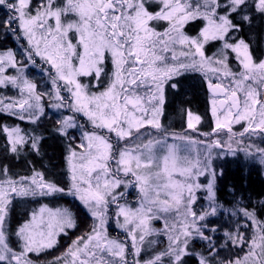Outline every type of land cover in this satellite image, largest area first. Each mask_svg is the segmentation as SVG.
<instances>
[{
	"label": "snow or ice",
	"instance_id": "1",
	"mask_svg": "<svg viewBox=\"0 0 264 264\" xmlns=\"http://www.w3.org/2000/svg\"><path fill=\"white\" fill-rule=\"evenodd\" d=\"M0 8L5 10L0 31L26 43L20 58L12 49L0 51V88L17 92L0 96V113L36 126L47 118L46 104L69 113L54 129L68 140L64 187L31 164L27 175L0 168V264H34L29 254L53 248L61 234L76 227L68 208L44 204L12 229L13 198L68 195L78 198L95 222L51 264H188L191 257L197 264H264V221L254 211L238 209L254 227L247 241L239 232L247 224L231 232L210 226L223 210L215 195L223 171L213 167L214 159L240 150L264 164V146L243 143L257 138L264 143V58L254 55L251 38L238 35L245 26L264 22V0H39L35 5L0 0ZM198 20L203 26L189 35L186 26ZM212 42L220 47L209 55L206 46ZM37 58L48 91H38L28 76ZM193 73L211 94L215 118L211 131L198 133L203 139L189 134L202 119L190 109L184 110V132L161 123L165 86L178 90L169 82ZM234 124H243V131L232 133ZM73 130L80 132L79 143L69 136ZM225 131L228 139L222 142L218 137ZM0 132L17 158L26 149L40 154L43 135L7 124H0ZM201 177L207 182L200 183ZM122 188L137 191L136 207L120 203L126 196ZM198 192L205 194L204 207L196 206ZM109 220L126 239L108 235ZM157 220L160 229L153 227ZM217 233L224 237L219 244ZM160 236L167 244L157 251ZM193 240L206 242L207 252L190 250ZM229 243L247 245L248 251L242 258L218 259ZM146 249L152 254L142 260Z\"/></svg>",
	"mask_w": 264,
	"mask_h": 264
},
{
	"label": "trees",
	"instance_id": "2",
	"mask_svg": "<svg viewBox=\"0 0 264 264\" xmlns=\"http://www.w3.org/2000/svg\"><path fill=\"white\" fill-rule=\"evenodd\" d=\"M38 2L39 0H33V5ZM4 15L5 10L0 8V19H3ZM202 26L203 21L191 22L186 26V31L189 35H195ZM238 35L244 37L246 40L251 38L254 55L258 58L263 57L264 22L257 20L254 27L249 28L245 26ZM22 45L26 46L25 41H16L10 34L6 35L0 31V51L7 49L16 51ZM219 47V42H212L206 46V52L211 55ZM18 56L20 55L18 54ZM229 62L233 69L237 67L231 54ZM41 63L37 58V64L40 65ZM45 67L47 66L45 65ZM169 83H177L178 90H174L167 85L165 86V104L163 106L161 123L171 132H184L186 130L184 110L190 109L193 114L199 115L202 118V123L197 127V132L207 133L211 131L213 127L210 111L211 94L201 76L193 73ZM3 93L7 97H12L14 90L11 87L0 88V96H4L2 95ZM45 109L47 118L42 119L38 126L0 113V124L19 125L20 128L26 131H33L35 134L45 137L41 142L39 155L26 149L25 154L17 158L6 150L5 134L0 132V168L7 165L10 172L27 175L31 171L29 166L31 164L35 166L36 170L44 172L47 179L55 180L61 187H64L68 182L65 162V155L67 154L66 143H68V140L58 135L54 130L58 120L55 111L48 108L47 104ZM63 112L65 115L69 114L66 111ZM74 134L75 131H70L69 136L74 137ZM75 137H77V140L79 139L78 135ZM257 139L258 144L262 143L259 138ZM213 166L217 171H223V176H217L215 190L216 199L222 205L223 210L218 211L217 216L210 222V226L215 225L224 231L231 232L234 226L247 224V227H239V232L243 233L247 241L253 235L254 227L240 215L238 209L254 211L256 218L264 221L263 164L259 162L257 157L246 156L242 151H239L235 156L228 155L220 159H214ZM204 196L202 193L197 207L206 206ZM126 197L127 199L120 201V203L128 202L132 207L137 206V200L134 196ZM45 203L51 208H68L73 214L76 223V227L71 229L68 234H61L57 245L49 251L37 253L35 258H31L33 261L49 264L51 260L64 253L74 239L87 233L93 226L94 219L81 202L71 195L55 200L41 197L26 199L24 197L22 199H15L12 202L9 216L10 227L12 229L18 227L28 219L33 210H36ZM229 213L234 214L230 215ZM214 238L218 244L224 240L223 235L220 233H217ZM192 245L194 249L207 252L208 246L204 241L194 240ZM247 251V245L241 247L229 243L226 247L219 250L218 259L231 260L242 258Z\"/></svg>",
	"mask_w": 264,
	"mask_h": 264
},
{
	"label": "rangeland",
	"instance_id": "3",
	"mask_svg": "<svg viewBox=\"0 0 264 264\" xmlns=\"http://www.w3.org/2000/svg\"><path fill=\"white\" fill-rule=\"evenodd\" d=\"M16 53L18 52V54L21 56V51H20V49H16V51H15ZM18 54H17V57L18 58H20V56H18ZM262 58H264V55H263V57ZM229 64H230V66H232L231 65V63L229 62ZM33 70H35V71H33ZM14 70H9V72L11 73V72H13ZM28 76H29V78L30 79H33L36 83H37V85H38V91H48L49 90V88H48V85H47V83H46V77L44 76V75H42L41 74V72H40V67H39V64H37V59H36V66H34V67H30L29 69H28ZM14 90V94L12 95V97H16L17 96V92H16V90L15 89H13ZM95 90V89H94ZM2 95H4L5 96V93H3ZM211 97V96H210ZM211 100V99H210ZM46 106V105H45ZM53 111H55V113H56V115H57V118L59 119L62 115H65V114H63L64 112H58L57 110H55V109H53ZM161 118H162V116H161ZM212 118V124H213V126H214V117H211ZM77 119L79 120V122L81 123V124H86V118H84V117H81V116H77ZM84 121H85V123H84ZM202 123V119H201V121L197 124V127L200 125ZM73 131H75V134L76 135H78V137L80 136V132H79V130H73ZM243 131V124H234V125H232V133H236V134H238V133H240V132H242ZM74 134V137L76 136ZM189 134H190V136H191V138L192 139H203L204 137L202 136V135H199L198 134V132L196 131V133H192L191 132V130H189ZM228 133L225 131V132H222V133H220V135H219V139L222 141V142H224V141H226L227 139H228ZM67 140V139H66ZM76 143H79V139L78 140H76ZM243 143L244 144H248V143H253V144H257V145H260V146H264V143L262 144V143H260V144H258V139H252V140H249V139H244V141H243ZM66 146H68V143H66ZM73 146H75V145H73ZM232 147L234 148V149H236L237 148V144H236V142H235V137H234V139H233V143H232ZM66 151H67V149H66ZM240 150H237V152H239ZM181 155H186V153H184V152H181L180 153ZM214 155H215V153H214ZM65 156H67V154L65 155ZM258 158V157H257ZM258 160H259V162H260V159L258 158ZM261 163V162H260ZM214 167V166H213ZM263 167H264V164H263ZM264 175V174H263ZM68 177V176H67ZM207 181H206V179L204 178V177H201L200 178V183H206ZM120 191H125L126 192V196H134L135 198H136V200L138 199V196H137V191L136 190H134V189H128V190H125V189H120ZM203 192H198L197 193V196H198V199H197V202H196V206H197V204H198V201L200 200V197H201V194H202ZM204 194V193H203ZM205 195V194H204ZM125 196V199H127V197ZM26 199H30L31 197H25ZM15 199H22L21 197H16V198H13V200H12V202L15 200ZM78 199V198H77ZM46 204V203H45ZM81 204H82V202H81ZM44 205V204H43ZM83 205V204H82ZM41 206H39L36 210H38L39 208H40ZM50 207V206H49ZM83 207L89 212V210L83 205ZM51 208V207H50ZM90 213V212H89ZM91 215V214H90ZM109 215H111V209H110V211H109ZM30 216V215H29ZM29 216H28V218H29ZM93 218V217H92ZM94 219V218H93ZM95 222V221H94ZM153 227L154 228H156V229H160V228H162L163 227V225H162V223L160 222V221H154L153 222ZM69 231L70 230H68L67 231V234L69 233ZM107 232H108V235L110 236V237H112V238H119V239H121V240H124V239H126V237H125V235H124V232L122 231V230H120L114 223H113V221L112 220H109L108 221V227H107ZM64 235V234H63ZM61 238V235L58 237V241H59V239ZM75 240V239H74ZM158 240H159V244H158V248L157 249H155V250H162L163 248H165L166 247V244H167V241H166V238L164 237V236H160L159 238H158ZM12 241H13V243H12V246L15 248V247H18V245L16 244V242H15V237H13L12 238ZM194 241V240H193ZM49 251L50 249H46V250H44V251H42V252H45V251ZM190 250H195V251H198V252H200L199 250H197V249H194V247H193V245H191V249ZM152 249H146L145 251H143L142 253H141V259L143 260V259H147L151 254H152ZM42 252H39V253H42ZM63 254V253H62ZM61 254V255H62ZM30 255V259L31 258H35L36 256H37V253H31V254H29ZM32 260V259H31ZM54 260V259H53ZM53 260H51V261H53ZM129 260H131V256H129ZM33 261V260H32ZM51 261H50V263L49 264H51ZM34 262V264H43V263H41V262H36V261H33ZM188 264H197V259L195 258V257H191V258H188Z\"/></svg>",
	"mask_w": 264,
	"mask_h": 264
}]
</instances>
